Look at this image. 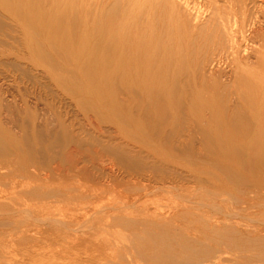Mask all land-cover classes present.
<instances>
[{"label": "rangeland", "instance_id": "374dc122", "mask_svg": "<svg viewBox=\"0 0 264 264\" xmlns=\"http://www.w3.org/2000/svg\"><path fill=\"white\" fill-rule=\"evenodd\" d=\"M53 2L61 16L49 14ZM42 10V25L61 32L53 42L48 29L47 56L32 59L21 20L0 7V264H154L138 255L143 247L165 258L207 223L232 225L224 217L238 197L263 206L234 219L237 230L264 237V193H248L264 182L263 144L236 133L243 125L264 141L255 125L264 119V0H44ZM83 34L94 60L87 47L77 55ZM123 42L127 74L117 71ZM52 74L89 93L68 92ZM74 151L85 174L71 170ZM24 168L32 172L9 192ZM146 222L168 235L134 226ZM228 242L205 244L231 251ZM223 251L216 264L264 260V246L236 258Z\"/></svg>", "mask_w": 264, "mask_h": 264}, {"label": "bare ground", "instance_id": "6f19581e", "mask_svg": "<svg viewBox=\"0 0 264 264\" xmlns=\"http://www.w3.org/2000/svg\"><path fill=\"white\" fill-rule=\"evenodd\" d=\"M43 2L44 0H0V7L7 13H11V14H15L16 17H18L20 20H21V23H22V26L24 27L25 31H26V34L27 36H29L28 38V41L30 42V46L32 47V55H31V58L32 59H41L42 58H45L44 56H47L46 53H45V45H46V33L48 32V29L51 32V34H53V42H58V38H57V34L58 32H61L59 30H57L56 28H46V26L42 25L43 24V19H44V12L42 10V5H43ZM90 4V3H89ZM88 4V5H89ZM60 6H61V3L60 2H53V6H52V9L51 11L49 12L50 13H53L55 14L56 16H61V11H60ZM91 8V7H90ZM49 31V32H50ZM68 29H63L62 32L65 33L67 32ZM263 31V30H262ZM65 36H68V35H65ZM49 39L47 38V43H49L48 41ZM69 44V43H68ZM65 43V40H62V46L65 48L63 51H67L66 53H72L73 52L71 51L72 48ZM80 47H79V51H77V55L80 57L81 55L84 54V51L86 49V51H90V53L93 52V42L88 39L86 37L85 34H83V37L80 38ZM130 44V43H129ZM103 45L105 46L104 50H103V54H101L102 56L100 57V62H103L105 63L107 60H108V56L110 55L109 53H111V49L112 51L114 50V45H113V39L111 41H108L107 43L104 42ZM107 46V47H106ZM112 46V47H111ZM123 47H124V50L122 51V54L120 55V57L118 58V64L121 65L118 67L119 70L117 71H122L120 72L121 74H127L126 70H124L122 68V70H120V68L122 67V64H123V58L125 59V54H130L132 52V48L131 46L129 47L128 43L126 42H123ZM110 48V49H109ZM70 51V52H68ZM134 52H138L137 49L134 50ZM45 53V54H44ZM43 55V56H42ZM136 61L135 63L138 65L135 64V68H137L138 71H140L141 73H143L144 71H141L142 68H144L142 65H143V62L145 61V58L143 57H138L136 54ZM89 59H93L94 60V57H93V53L89 55L88 57ZM140 61V62H139ZM47 67H51L52 68V65L49 63V66ZM61 70V69H60ZM52 73V72H51ZM131 74H134V72H131ZM47 75V74H46ZM53 75V78L55 80H58V84L63 87V88H66V90L70 93H73L72 91H75L76 89L79 90V91H82L86 94L89 93V90L87 91H84L79 85L78 87L74 84V86L72 87L70 85V83L68 81H66L64 78H61L58 77L56 74H52ZM139 77H145L143 76V74ZM55 83V82H54ZM69 86V87H68ZM71 86V87H70ZM98 87V86H97ZM70 88H72L73 90H71ZM98 90L101 92L100 88H98ZM74 94V93H73ZM75 95V94H74ZM125 98V97H123ZM126 99V98H125ZM123 99V100H125ZM115 100L111 99V105L113 106V102ZM114 109H117V106H114L113 107ZM262 115V114H261ZM259 117V115H258ZM260 125L262 126L263 128V132H264V119L263 117L261 119H257L255 120V125ZM255 130L253 128H250V127H244L243 125H241V127L239 126L238 127V131L236 132L237 135H239L240 137H249L251 136L252 139L254 140L253 142H255L253 145L257 146L259 145L260 143H262L263 145H261L262 149H264V141H263V138L261 139V136L257 133V132H254ZM253 132V133H252ZM135 146H138L137 144H135ZM141 147V146H140ZM95 148V147H94ZM77 149V148H76ZM146 149V148H145ZM95 150V149H94ZM149 151V150H148ZM75 152V151H74ZM77 152V150H76ZM76 152L75 153H72V152H69L67 153L68 154V157L69 155H71L72 159L71 160V170L72 171H75V173H78V174H85L86 171H85V166H79V160H78V156H76ZM264 152V151H263ZM107 154H115L114 150L112 149H108L106 151ZM153 153V152H152ZM155 153V152H154ZM73 154L74 157H73ZM66 155V154H65ZM104 155H106L105 153H101L100 150H95V156L102 158L104 157ZM155 155V154H154ZM158 157V156H157ZM66 158V157H65ZM68 159V158H67ZM108 160L109 159V156L108 158H106ZM116 159V158H115ZM164 159V158H163ZM73 160V161H72ZM167 160V159H166ZM79 161V162H78ZM113 162V161H112ZM115 162V161H114ZM174 162V161H173ZM31 163V162H30ZM81 163V162H80ZM94 163V162H93ZM20 164V163H19ZM60 164V163H59ZM58 164V165H59ZM114 165V163H113ZM60 166L62 167V165L60 164ZM115 166V165H114ZM37 167V166H36ZM23 168V167H22ZM30 168V167H29ZM55 168V167H54ZM67 168V166H66ZM87 168V166H86ZM24 172L23 174L20 175L19 178H16L15 180H13V183H12V187L11 189L9 190V192H13L15 189H16V186L17 184L19 183L20 179H24L26 177H28V174H30L31 172L28 171V170H31V169H27V168H24ZM35 169V168H34ZM56 169V172L58 171L59 173L61 172H66L67 170H63L62 168L60 167H57L55 168ZM221 169V168H220ZM36 170V169H35ZM23 171V170H21ZM30 172V173H29ZM39 172V171H38ZM69 171H67L66 173H68ZM37 174V171L34 172L33 174L36 175ZM44 173V172H42ZM70 173V172H69ZM47 174V173H46ZM48 174H50L48 172ZM71 174V173H70ZM1 175V173H0ZM41 175V174H40ZM40 175L37 174V176L39 177ZM196 175V174H195ZM198 175V174H197ZM36 176V177H37ZM46 176V175H45ZM44 176V177H45ZM50 176V175H48ZM2 177L3 174H2ZM8 177V176H7ZM11 176H9L8 178H10ZM13 177V176H12ZM32 177V176H31ZM43 177V176H42ZM58 177V176H57ZM200 177V176H199ZM8 178L6 179V181L8 180ZM5 179V177H4ZM12 179V178H11ZM45 179H47L45 177ZM44 179V180H45ZM206 179V178H205ZM1 180V179H0ZM3 180V179H2ZM9 181V180H8ZM12 182V181H11ZM213 182V181H212ZM221 182V181H219ZM217 183V182H216ZM222 183V182H221ZM221 183H219L221 185ZM3 184V183H2ZM164 184V183H163ZM40 185V184H39ZM214 185V184H213ZM41 186V185H40ZM39 186V187H40ZM149 186V185H148ZM146 186H144L145 188ZM215 187V185H214ZM44 188V187H42ZM148 188V187H146ZM161 188L162 191H168L169 189H167L168 187L166 186H162ZM172 188V187H170ZM242 188V187H241ZM245 188V187H244ZM226 189V188H224ZM247 189V187H246ZM204 190V188L202 189V191ZM160 191V186L159 187H154V188H149L146 190V192H148L149 194L151 195H156L158 194V192ZM208 191V190H207ZM8 192V191H7ZM219 193V191H217ZM217 192H216V195H217ZM206 193V192H205ZM225 193V192H224ZM234 193V192H233ZM249 194H252L254 196H260V194L263 195L264 193V182L262 183H254L252 184V189L249 190L248 192ZM148 194V195H149ZM223 194V192H222ZM208 195V193H207ZM215 195V196H216ZM82 196V195H81ZM96 196V195H95ZM219 196V195H218ZM222 196V195H221ZM252 197V196H251ZM261 197V196H260ZM227 199V198H226ZM225 199V200H226ZM229 199V198H228ZM8 200V198H7ZM11 200V199H10ZM9 200V201H10ZM209 200V199H208ZM230 202L232 203V205H230L229 207L231 208L228 212H227V215H225L224 219H228L229 221V224H234L233 226L232 225H228V226H224L223 228H218V227H215V226H212L213 224L210 223H207L206 224V228H204V231L205 232H201V237L200 238H196V239H191V238H185L183 241L184 243L180 244L179 246V251H177V253H172L173 255L171 256H168V257H162L161 255L157 254L156 250L153 248V247H149V246H145L142 248V250L139 251V254L140 256H148L151 260H153L154 264H172L173 261L175 260L173 256H178L180 258V264H216V261H213V259H216V257L222 255V254H219L218 256L216 255V257L214 256L215 254H217L219 251H223V250H220L218 249L217 247H207L205 242L207 240H219L220 242H222V239L223 240H227L229 241L228 243L230 244L231 246V251H223L225 254H231L233 255L234 258L236 257H239V255L241 253H246L248 251H250V249H252L253 247H256V246H264V237H258L256 238L255 234L252 233V234H248L247 236L244 235V233L242 232H239L237 230V225L239 222H234L233 220L238 218V217H244L245 219V216L247 217L250 212L253 210H258V209H261L263 205H260V204H251L249 203V201L246 199V198H240L238 197L237 199H233L231 198ZM214 204V203H213ZM217 205V204H216ZM215 205V206H216ZM221 205V204H220ZM227 207V208H229ZM226 209V208H225ZM220 210V208H219ZM213 211V210H212ZM221 211V210H220ZM223 211V210H222ZM262 211V210H261ZM217 212V211H216ZM259 212V211H258ZM251 213H254V212H251ZM214 214V212L212 213ZM199 221L201 222H204V220L207 218V216L205 215H199ZM255 216V215H254ZM217 217V216H215ZM250 217V216H248ZM253 217V215L251 216ZM209 218V217H208ZM207 218V219H208ZM211 218V216H210ZM214 218V217H212ZM206 219V220H207ZM215 219V218H214ZM216 220V219H215ZM248 220V219H246ZM250 220V219H249ZM253 220V219H251ZM257 220V219H255ZM113 221V220H112ZM227 221V220H226ZM254 221V220H253ZM262 222V221H261ZM112 223V222H111ZM263 223V222H262ZM67 224V223H65ZM64 224V225H65ZM70 224V223H69ZM241 224V223H240ZM246 224V223H245ZM227 225V224H225ZM132 226V225H131ZM136 227H139V226H142V228L149 234L150 237H153V238H160V237H165L168 235L167 231L164 230L162 232H159L157 229L160 228V226L158 225H154V224H151L149 222H146V223H140L138 225H134ZM250 226V225H249ZM254 226V225H252ZM135 228V227H134ZM141 228V229H142ZM260 228H261V225H260ZM259 228V229H260ZM162 229V228H161ZM72 230V229H70ZM134 230V229H133ZM258 230V229H257ZM259 231V230H258ZM260 232V231H259ZM262 232V231H261ZM131 233V232H130ZM259 235V234H258ZM263 235H264V232H263ZM174 236V235H173ZM182 237H187V235H183ZM131 240V238H130ZM132 241V240H131ZM132 243V242H131ZM175 248V246H174ZM139 249V248H137ZM225 250V249H224ZM252 253V252H251ZM164 255V254H163ZM142 256V257H143ZM166 256V255H165ZM224 256V255H223ZM141 257V258H142ZM221 257V256H220ZM219 258V257H218ZM174 259V260H173ZM177 259V258H176ZM5 260V259H4ZM220 260V259H218ZM222 260V259H221ZM147 261V259H146ZM7 263V261H6ZM106 264V263H105ZM108 264V263H107ZM114 264V263H113ZM115 264H119V263H115ZM130 264V263H129ZM260 264H264V260H262V262Z\"/></svg>", "mask_w": 264, "mask_h": 264}]
</instances>
